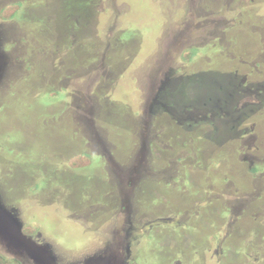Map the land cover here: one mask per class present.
Returning <instances> with one entry per match:
<instances>
[{
	"label": "rangeland",
	"instance_id": "rangeland-1",
	"mask_svg": "<svg viewBox=\"0 0 264 264\" xmlns=\"http://www.w3.org/2000/svg\"><path fill=\"white\" fill-rule=\"evenodd\" d=\"M0 254L264 264V0H0Z\"/></svg>",
	"mask_w": 264,
	"mask_h": 264
},
{
	"label": "trees",
	"instance_id": "trees-1",
	"mask_svg": "<svg viewBox=\"0 0 264 264\" xmlns=\"http://www.w3.org/2000/svg\"><path fill=\"white\" fill-rule=\"evenodd\" d=\"M6 9V11L4 12V15L6 16V17H8V16H11V15H13L14 13H16L17 11H19V9H20V3L19 2H17V3H13V4H10V5H8V8L6 7L5 8ZM198 48V47H197ZM196 58H198V55H197V53H195V55H194V57L192 58H189L188 56L186 57V59L187 60H190V61H193V60H195ZM86 156V154H78L77 156ZM88 155V154H87ZM87 157V156H86ZM87 160H82V159H80V160H75L74 161V158L72 157V162L70 163V165L72 166V167H81V166H86L87 164H89V160H88V158H86ZM2 255L0 254V263L1 264H3V263H5L2 259Z\"/></svg>",
	"mask_w": 264,
	"mask_h": 264
}]
</instances>
